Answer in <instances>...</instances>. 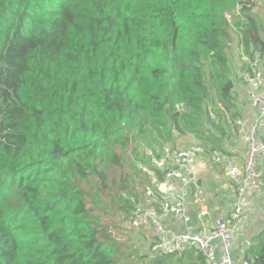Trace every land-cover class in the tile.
Returning a JSON list of instances; mask_svg holds the SVG:
<instances>
[{"label": "trees", "instance_id": "1", "mask_svg": "<svg viewBox=\"0 0 264 264\" xmlns=\"http://www.w3.org/2000/svg\"><path fill=\"white\" fill-rule=\"evenodd\" d=\"M252 1L0 0V264L196 263L195 250L133 260L108 217L146 192L129 175L114 190L107 169L149 127L224 151L203 70L235 113L225 36L241 32L251 58L264 39L245 7L226 13ZM244 258L264 264V230Z\"/></svg>", "mask_w": 264, "mask_h": 264}, {"label": "built area", "instance_id": "2", "mask_svg": "<svg viewBox=\"0 0 264 264\" xmlns=\"http://www.w3.org/2000/svg\"><path fill=\"white\" fill-rule=\"evenodd\" d=\"M241 4L238 3L233 12L226 13L230 22H233L234 16L241 15ZM239 37L241 41V32ZM239 46L247 60L240 78L248 87L249 101L255 110L248 125L242 119L236 121L237 135L243 137L246 144L244 155L226 156L221 151H215L209 156L204 144L195 142L168 153L164 158L159 157L158 168L163 177L159 179L153 175V185L145 187V201L138 205L135 212L137 222L153 230L152 255L182 253L194 248L208 264H233L232 243L244 234L246 197L264 190V176L259 167L264 160V56L255 52L251 58L245 54L244 45L241 43ZM209 159L225 162L235 194L229 212L218 215L212 229L199 232L188 203L201 170ZM207 214V210H202L200 216ZM170 221L181 224V228L170 224ZM242 264L256 263L243 259Z\"/></svg>", "mask_w": 264, "mask_h": 264}, {"label": "rangeland", "instance_id": "3", "mask_svg": "<svg viewBox=\"0 0 264 264\" xmlns=\"http://www.w3.org/2000/svg\"><path fill=\"white\" fill-rule=\"evenodd\" d=\"M241 5L242 8L245 7L244 12L254 15L258 19L260 33L262 38L264 39V0H253L252 3L249 2L245 6H243V4ZM230 31H228L225 36V49L227 51H229L230 48V46L227 48V43H231L233 41V35L235 37V41L232 43L238 44L239 32L235 33ZM239 42V45H241L240 40ZM236 50L237 49H235V51ZM241 65L242 63L237 66L232 62L229 64L230 75L234 80V86L236 82L235 76H237L236 72L239 71ZM203 72L205 82L210 87V97L205 102L208 116L216 118L215 116L218 114L221 117V125L223 126L225 135V138H223L222 140L227 139L226 141L229 142L230 138L234 135L235 125L234 123H228L229 118H227V116L224 114V111L221 109L222 106L219 103L217 91L211 84V63L208 62L205 65ZM227 113L229 114L230 118L234 119L236 117L235 113ZM207 128L208 127H205V129ZM213 131L217 134L215 130ZM146 136L147 137L145 139L143 135H137L135 137V140H133L127 148L120 149V152L124 156L122 166H110L107 169V182L114 188V190L117 187L119 188L122 182V177L126 175H129L133 179L134 184L132 189H134L135 192H142L147 185H153V175L155 174L154 168H158L159 166V157L164 158L168 153H172L176 149L189 146L194 139V136L192 134L178 135L177 132L173 131L171 135L172 138L171 140H169L167 139L169 136L167 133L162 134L152 127H149ZM202 144H204L210 154L214 153L210 151L211 145L206 144L205 142H202ZM138 159L145 160L146 162L138 161ZM114 181H116V186L114 185ZM133 212L134 214L130 215L129 217H127V215L123 212L117 213L115 218H110V216L108 217V221L112 226L113 235L117 240L129 246V253L133 255V260H138L142 256H148V258H151L152 253L150 249L153 230L152 228H150V226H145L141 223H138L135 214L136 210H134Z\"/></svg>", "mask_w": 264, "mask_h": 264}, {"label": "crops", "instance_id": "4", "mask_svg": "<svg viewBox=\"0 0 264 264\" xmlns=\"http://www.w3.org/2000/svg\"><path fill=\"white\" fill-rule=\"evenodd\" d=\"M239 40L240 39L238 37V44L232 43L235 41V37L233 35V41L230 43L231 47L229 48V51H227L229 64L232 62L238 66L242 63L241 68L236 72L237 76H235V107L233 110L236 117L234 119L230 118L229 114L224 112L227 118H229L228 123H234L235 130L236 121L238 119H242L245 124L248 125L255 113V110L249 101L248 87L240 78V72L247 65V60L240 49ZM235 49L237 50L235 51ZM215 117L216 118L214 119L217 121L221 118L218 114ZM235 130L234 135L230 138L229 142L226 141L227 139L223 140V152L227 154L226 156L241 157L244 155L246 150V144L243 137L238 136ZM195 142L202 143V141L194 137L190 145ZM208 155L210 156L209 152ZM259 167L264 176V160H261ZM234 194L235 187L227 176L225 162H216L209 159L206 166L201 170L198 184L193 188V192L188 203L189 212L199 232L209 231L213 228L215 218L218 215L229 212ZM246 201L247 213L244 225V234L239 235L232 243L233 264H242L243 259H245V252L251 246L252 238L264 230V190L259 194H248ZM202 210L208 211V214L204 217L200 216ZM169 223L181 228V224L179 223H175L174 221H170ZM189 250H195L194 257H199L195 264H208V262H206V260L198 254L196 249L193 248Z\"/></svg>", "mask_w": 264, "mask_h": 264}]
</instances>
